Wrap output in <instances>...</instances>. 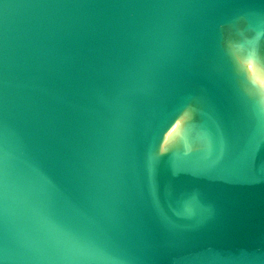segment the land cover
Segmentation results:
<instances>
[{"label":"water","instance_id":"95a60500","mask_svg":"<svg viewBox=\"0 0 264 264\" xmlns=\"http://www.w3.org/2000/svg\"><path fill=\"white\" fill-rule=\"evenodd\" d=\"M0 264H264V0H0Z\"/></svg>","mask_w":264,"mask_h":264}]
</instances>
